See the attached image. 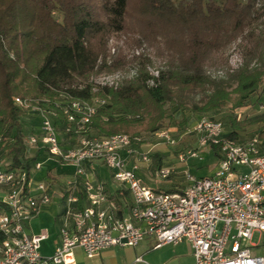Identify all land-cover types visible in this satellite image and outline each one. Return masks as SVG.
Here are the masks:
<instances>
[{"label": "trees", "instance_id": "obj_1", "mask_svg": "<svg viewBox=\"0 0 264 264\" xmlns=\"http://www.w3.org/2000/svg\"><path fill=\"white\" fill-rule=\"evenodd\" d=\"M114 37L124 48L149 51L125 61L117 47L107 64ZM231 47L240 57L235 67L226 56ZM128 63L137 73L116 87L90 80ZM15 97L58 113L72 100H102L79 133L67 132L61 116L56 130L65 145L80 137L142 136L171 124L180 131L207 116L225 124V138L257 135L264 151V0H0V161L29 170L40 154L30 155L24 139L38 131L23 119L35 112L16 106ZM240 107L251 112L238 118ZM153 157L157 169L161 156ZM112 187L107 195L122 214L129 192ZM184 187L173 182L157 190ZM77 194L82 208L81 187ZM0 211H7L1 202Z\"/></svg>", "mask_w": 264, "mask_h": 264}, {"label": "built area", "instance_id": "obj_2", "mask_svg": "<svg viewBox=\"0 0 264 264\" xmlns=\"http://www.w3.org/2000/svg\"><path fill=\"white\" fill-rule=\"evenodd\" d=\"M101 102L98 98L72 100L58 113L14 98L16 106L38 116V132L26 136L24 142L32 154L43 152L46 157L42 162L36 160L29 170L0 161V202L7 208L0 211V264H71L75 248L94 257L113 246L135 247L146 237L154 239V247L187 241L193 264H264V257L252 254L242 242L249 241L253 232L264 231V151L257 135L245 142L225 138L220 121L200 117L187 130L196 137V146H183L176 158L188 165L189 160L201 158L200 151H210L217 161L214 171L198 178L185 170V187L166 192L146 186L135 174L141 164L151 163L153 154L142 136L80 137L74 145L63 144L56 130L61 116L68 123L67 132L79 133ZM151 137L178 144L168 129ZM51 160L48 174L63 166L74 171L62 180L56 175L34 179L43 162ZM103 167L111 184L129 192L130 204L122 214L107 195ZM175 172V165L155 169L165 179ZM79 187L85 194L82 208L78 207ZM65 191L70 192L67 197ZM54 197L62 204L59 241L51 255L43 256L39 249L47 231L28 234V223Z\"/></svg>", "mask_w": 264, "mask_h": 264}, {"label": "rangeland", "instance_id": "obj_3", "mask_svg": "<svg viewBox=\"0 0 264 264\" xmlns=\"http://www.w3.org/2000/svg\"><path fill=\"white\" fill-rule=\"evenodd\" d=\"M117 47H123V52L121 55L125 59V61L129 60L133 55H141L142 53L147 54L149 50H145L143 47L141 48H124L128 47L122 44L120 39L118 37H114L109 42V57L107 64H111L112 58L115 53L117 52ZM130 47V46H129ZM228 58V63L231 67H235L240 62V57L236 50L231 47L226 54ZM148 70L151 73H154L153 68L148 67ZM213 73L221 74L220 70H217L216 68L211 69ZM137 73V65L134 63H128L126 66L119 68V69H111L106 70L98 73H94L90 80L94 83L98 84L99 86H108V87H116L118 86L123 80L130 79L134 77ZM32 101H38L37 99H30ZM32 110V109H31ZM251 112L250 108L246 107H240L234 109V113L237 115L238 118L242 117L244 114H249ZM247 114V115H248ZM200 117L195 116L194 123L199 119ZM25 125L31 126L34 125L38 131V118L35 116V114H27V116L23 119ZM192 127L186 126L183 130H178L177 127L173 124L168 126L167 128L170 131L171 136L175 137L177 140V145H170L164 143L162 140L152 139V134L143 133L142 137L145 140V144L147 147H152L153 154L158 153L161 156V166H168V165H175L176 172L174 173V178L171 179H165L157 176L155 174V166L153 164L154 157L153 154H151V163H143L139 166L138 169L135 170V174L137 178L144 183L146 186L152 188V189H167L171 187V184L173 182L186 184V180L184 178V171L188 170L191 174H193L196 177L199 176H210L212 175L214 168L216 166V157L213 155L212 152L208 151H200L201 158L198 159H192L189 160L188 165L179 163L176 158V151L183 147V146H196V137L192 136L187 133V130ZM224 130H226L225 124L223 123ZM250 136V135H249ZM249 136L246 138L248 139ZM29 153L32 154V151L29 150ZM45 154L42 152L39 155L38 160L42 162L45 158ZM54 161H49V163L45 164L43 162L42 164V170L40 173L34 174V179H44L43 173L47 166L53 165ZM60 170H65L66 172H69L70 174L74 171L73 167L71 166H63L58 167ZM101 175L103 176V179H109V172L106 168L101 169ZM48 207V208H47ZM44 208L43 210L35 220H33V226L36 230L46 228L48 232L50 233V238L47 240L42 241L41 243V249L40 252L42 254H48L50 252L51 247V237L52 234L56 232V226L53 221V215L56 209L58 208L57 204H55V199L52 200V202ZM255 233V232H254ZM243 243L248 244V241L242 240ZM162 246V245H161ZM160 247V246H159ZM168 250H177L181 254L185 255L186 257L189 256V260L191 259V248L190 244L187 241L178 243L176 245L169 244L167 246ZM49 256V255H48Z\"/></svg>", "mask_w": 264, "mask_h": 264}, {"label": "crops", "instance_id": "obj_4", "mask_svg": "<svg viewBox=\"0 0 264 264\" xmlns=\"http://www.w3.org/2000/svg\"><path fill=\"white\" fill-rule=\"evenodd\" d=\"M47 163H49V161H47L45 164ZM50 168H52L51 165L45 168L42 177L48 178L49 176L53 177L54 175H56L58 180H62L64 179V177L70 174L65 170H61V169L59 170L58 168L51 169V171H49L48 174L46 171L47 169L50 170ZM104 180L108 181V184L111 185L112 188L110 190L111 193L113 192L112 186L118 187L115 184H111V181L109 179H104ZM53 199H55V204H57L58 206V208L56 209L53 215V221L56 226V232H54L52 234L53 236L51 237L52 244L50 247V252L46 255L40 252V254L43 256L51 255L59 241V223H60L59 213L61 211L62 204L58 200V197L56 198L54 197ZM43 210H41V212ZM38 215H36L34 218H32L29 221L28 229H27L28 234H34L40 230V229L36 230L33 226V220H35ZM42 229H46V228H42ZM46 231L48 237L44 240L50 238V233L48 232L47 229ZM154 243L155 241L153 238L146 237L135 247L113 246L105 250H102L97 256L94 257H87L81 248H75L73 250L74 261L71 264H193L194 259L192 255V250L190 255L191 259L189 260V256L186 257L185 255L181 254L175 249L171 251L168 250L167 246L169 244H165L160 247H154ZM248 244L252 254L264 257V231H255V233L253 232L251 239L248 241ZM40 249H41V245H40Z\"/></svg>", "mask_w": 264, "mask_h": 264}]
</instances>
